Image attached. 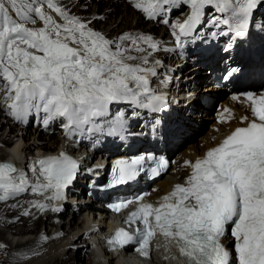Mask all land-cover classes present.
<instances>
[{
	"label": "snow or ice",
	"instance_id": "1",
	"mask_svg": "<svg viewBox=\"0 0 264 264\" xmlns=\"http://www.w3.org/2000/svg\"><path fill=\"white\" fill-rule=\"evenodd\" d=\"M262 3L264 0H133L134 7L149 19L188 6L187 18L171 24L181 47V37L191 35L201 24L206 6L225 14L212 17L214 26H227V32L219 35L243 36ZM163 22L169 23L167 19ZM158 48L151 35L139 32L108 38L92 28L90 21L71 14L60 0H0V90L5 93L8 114L17 121L27 122L35 113L44 127L62 118L68 135L105 131L122 135L125 114L117 112L109 119L110 106L126 102L152 112L167 106L166 95L150 87V78L157 75L160 64L150 62V57ZM236 71L239 69H231L227 76ZM243 95L251 110V117L241 118L244 126L236 127L202 158L186 161L190 174L158 205L143 202L147 194L136 196L137 207L126 222H139L142 227L135 234L117 229L107 241L109 245L124 248L136 241L147 257L153 237L159 234L175 243L185 264H264V93ZM146 160L153 161L152 178L168 169L169 161L163 156L117 160L112 184L135 180L145 171ZM30 168L32 179L13 163L0 161V201L29 188L45 201L58 200L76 178L79 164L60 152L35 159ZM133 202L124 200L111 207L120 211ZM30 206L44 210L48 204L37 200ZM229 224L235 256L221 242Z\"/></svg>",
	"mask_w": 264,
	"mask_h": 264
},
{
	"label": "bare ground",
	"instance_id": "2",
	"mask_svg": "<svg viewBox=\"0 0 264 264\" xmlns=\"http://www.w3.org/2000/svg\"><path fill=\"white\" fill-rule=\"evenodd\" d=\"M60 3L71 14L90 21L92 28L102 32L108 38L117 37L124 32L151 35L159 43V48L155 52H160H154L153 55L163 61L175 58L176 51H169V47L173 45L169 28L172 23L183 22L186 19V17L181 18L180 15L175 16L184 6L176 12L173 9L170 15L175 16L174 21H169L168 24L162 22L163 24L159 28L158 25L163 19H158L159 16L149 19L134 7L133 0H60ZM211 9L214 7L206 8L205 13ZM115 14L118 16H114ZM37 26H40L39 23ZM152 60L150 57V62ZM181 65H186V68L174 69V73L166 71V64L157 67V75L151 77L150 87L154 89L156 86L165 85L171 88V96L167 99L170 103L174 100L181 103L187 101L188 98L183 97L186 94L194 93L196 97H210L215 94V91L207 86L209 84L202 88L205 75L201 73L200 67H190L189 62L184 63L183 61ZM263 69L264 64L255 68L259 75L264 73ZM163 73L170 76L165 77ZM157 80L160 82L158 83ZM195 88L196 90L193 91ZM222 91L223 89L216 90V95L220 96L218 100L223 103L225 100L221 97ZM195 100H189V103L195 106ZM173 105L178 110L186 112V107H182L181 104L174 103ZM229 108L228 112L221 114L220 124L209 122L208 127L197 134V137H193L194 123L203 119L210 120L212 115L210 113L207 115L203 113L188 114L191 122L186 124L188 129L185 133L192 139L182 145L183 148L178 150L181 155L176 156L168 170L153 182L151 186L155 190L150 195L151 199L159 193L169 191L173 183L185 180L190 169L186 166V161H191L196 155L203 154L207 147L217 144L235 126L244 125L241 118L244 117V114L248 115V112L243 109L242 102L229 103ZM201 109L206 108L201 107ZM6 113V107L0 104V116ZM16 122L17 120L12 116L3 121L0 120V161L11 160L22 164L23 156L28 157L34 150H49L58 145L56 136L49 138L44 136L45 133L52 134L53 126L51 124L48 127L41 124L31 127L25 124L24 128L18 131L15 128ZM7 128L9 129L6 132ZM37 130L39 133H36ZM188 148L191 153L187 154L185 152ZM128 154L127 152H118L113 157ZM82 161L90 165L92 163L87 155H83ZM70 191L74 193L71 194V197H69L70 192L65 193L66 199L63 205L60 203L63 201V197L50 202L45 201L43 196L32 193L30 188L25 192L28 194L22 193L7 201H0V226L5 228L0 229V244L4 245L3 248H0V264H134L126 258V253L119 256L114 254L115 251H110L100 245L104 228H98L100 222L94 216L83 214L87 210L95 209L94 205L83 199L84 196L81 198L74 196L77 189ZM48 194L50 195V193ZM37 200L47 203L48 207L44 210L31 207L30 202ZM83 202L87 205L85 208ZM63 206H69V210L64 209ZM73 208L75 209L72 211ZM25 210L29 212V215L23 214ZM71 211L72 217L55 215ZM76 215L78 217L75 218ZM104 225L109 227L111 223L106 222ZM42 226L45 228L43 229ZM7 234L11 237H7ZM42 236H46L47 239H42ZM78 250L85 251L81 254ZM149 261L152 262L151 264H179L169 244L160 242L153 244Z\"/></svg>",
	"mask_w": 264,
	"mask_h": 264
},
{
	"label": "rangeland",
	"instance_id": "3",
	"mask_svg": "<svg viewBox=\"0 0 264 264\" xmlns=\"http://www.w3.org/2000/svg\"><path fill=\"white\" fill-rule=\"evenodd\" d=\"M208 7H210V6H207L206 8H208ZM205 8V9H206ZM103 13V12H102ZM188 13H190V8L188 7V6H184V8L181 10V11H179V13L177 12L176 14H175V16H177V15H180V16H182L181 18H184V17H186V16H188L189 14ZM54 16H55V13H52ZM114 16H118V15H114ZM175 16L174 15H172L171 16V20L170 21H174V18H175ZM163 17H164V15L162 14V15H160L159 17H158V19H163ZM57 19H58V17H57ZM133 23H134V21H133ZM163 23H162V21H161V23H160V25H158V27L160 28V26L162 25ZM157 27V28H158ZM171 52V51H170ZM155 53H160V52H155ZM154 54V53H153ZM151 58L153 59V60H158V61H160V64L157 66V67H160L161 65H165L166 64V66L168 67V66H170V67H173L172 69H179L180 67H179V65H181L182 64V61L180 60V58H173V59H167V60H165V61H163V60H161V59H159L158 57H156V55H152L151 56ZM169 61V62H168ZM157 67H156V69H157ZM151 79V78H150ZM203 86H204V84L202 85V88H203ZM201 88V89H202ZM212 90V89H211ZM159 91L160 92H163L165 95H166V98L167 99H169L170 98V96H171V92H172V90H171V88H169L168 86H165V85H161L160 87H159ZM4 91L3 90H0V104H1V106H4V103H3V97H4ZM121 103H123V102H121ZM129 105V104H128ZM112 106H114V105H112ZM5 118H9L8 117V112L6 113V114H4V115H1L0 116V120L1 121H3ZM206 120V119H205ZM206 122H208V120H206ZM17 123V122H16ZM32 123H33V120H31V127H33V125H32ZM209 123V122H208ZM208 127V124L205 126V124H204V126H203V128H204V130L206 129ZM8 129L9 128H7L6 129V132L8 131ZM202 131V130H201ZM201 131L199 132V133H201ZM5 132V133H6ZM55 134H56V132H55ZM56 136V135H55ZM13 137V136H12ZM195 137H197V136H195ZM19 141H20V139H19ZM183 145V144H182ZM181 145V146H182ZM180 146V147H181ZM183 148V147H182ZM167 174V173H166ZM165 174V175H166ZM24 194H28V193H24ZM71 195V194H70ZM70 197V196H69ZM64 207V209H67V210H69V206H63ZM69 213V212H68ZM68 213H62L61 215L59 214H55L56 216H61V217H65V216H67V217H72L73 216V214H72V212H70L69 214ZM80 216V215H79ZM76 217H78V215H76L75 216V218ZM74 218V217H73ZM80 218H81V216H80ZM4 227L3 226H0V229H3ZM42 228L44 229L45 227L44 226H42ZM5 229V228H4ZM9 236V238L11 237V235H9V234H7V237ZM84 251L85 250H78V252H80L81 254H83L84 253ZM152 262L151 261H148V263L147 264H151Z\"/></svg>",
	"mask_w": 264,
	"mask_h": 264
}]
</instances>
